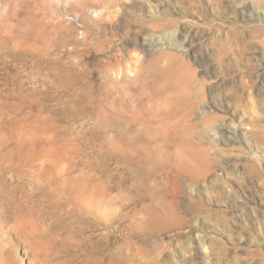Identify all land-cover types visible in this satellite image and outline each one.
I'll list each match as a JSON object with an SVG mask.
<instances>
[{
  "label": "rangeland",
  "instance_id": "rangeland-1",
  "mask_svg": "<svg viewBox=\"0 0 264 264\" xmlns=\"http://www.w3.org/2000/svg\"><path fill=\"white\" fill-rule=\"evenodd\" d=\"M94 2L0 0L2 124L45 122L43 155H71L107 197L93 215L7 168L0 264H264V0ZM4 132L0 167L19 158ZM112 213L121 231L99 220Z\"/></svg>",
  "mask_w": 264,
  "mask_h": 264
},
{
  "label": "bare ground",
  "instance_id": "bare-ground-1",
  "mask_svg": "<svg viewBox=\"0 0 264 264\" xmlns=\"http://www.w3.org/2000/svg\"><path fill=\"white\" fill-rule=\"evenodd\" d=\"M117 1H121V0H96V2H94V3H95V6L97 8H100L106 4L111 5L113 3H116ZM145 2L146 1L141 2V3H139V5L137 4L138 10L146 7ZM151 8H152V6H151ZM117 15H118V13H117ZM117 15L115 16L116 17L115 19H110V20H108L107 18H104V17H100V22H101V24L108 25V27L111 28L112 25L117 23V19L119 17ZM99 26H100V24H99ZM101 27H99V28H101ZM111 42H113V41H111ZM125 43H127L126 40L123 41V44H125ZM172 46H175V48H177L178 51L183 50V49H179L178 43H175V44L172 43ZM111 47H113V46H111ZM103 48L106 49V47H103ZM180 48H183V47H180ZM120 56H121V54L114 52L112 54L111 59H118V58H120ZM111 59L107 60L106 63L103 65V74H100V77L103 78L102 80L110 78L109 75L106 73V71L110 70V66L112 64V62L110 61ZM176 67H177V70L178 69L180 70V67L178 64ZM105 69H106V71H105ZM180 75L182 77L184 76L181 73H180ZM134 77H135V75H134ZM121 78H126V75H124V73H122ZM108 86H109V84H106L105 87L108 89ZM113 97H114V95H113ZM115 98H116V96L114 97V99L113 98L112 99L115 101ZM109 99L111 100V98H109ZM119 100H120L119 104H121V107H122V109L118 108V106L116 107V108L120 109L119 112L116 111L114 105H112L114 108H110L108 110L115 117L119 116L122 112L126 113V110L128 109V108H125V105H124L125 101L123 99H119ZM117 101H118V99H117ZM5 103L7 104V102L2 100L1 96H0V143H1V145H2V143H4V141H3L4 135H5L4 130L9 129V130L18 131L17 133H19L20 136L16 137L17 147L16 148L13 147L14 150L11 148L10 149L13 152H15V150H16L17 153L19 154V155L17 154V156H19V158L18 159L14 158L12 161L8 162L9 164L5 163L2 167H0V187H1L0 192L3 191L4 182L7 181L6 180L7 178L5 175V172L8 170L7 168L13 166V168L11 170H15L16 167H20L21 164L23 163L24 165L22 166V169H24L25 171H28V168H29L30 170H32L34 172V175L36 177L41 178L46 184L53 186L54 188L57 187L58 190L61 191V193L65 199L72 200V201L74 199L80 200L86 206V208L89 210V212L93 215H96L97 211H103L99 207L104 206V202L107 200V197H106V194H104V192H103L104 186L102 185V183L99 181H96L93 184H89L86 181L75 182V180L73 178V174L71 173V171H72L71 155H68V154L67 155L66 154L59 155L54 151L52 153H50L49 155H47L46 157L43 155L44 150L41 149L43 146L41 144L42 141L39 140L41 136L44 137V139H42V140L48 143V148H53L55 146L52 143L51 134H50V131L47 129L45 122L35 123L34 120L28 121L25 119H21L18 121H16V120L14 121L12 119L13 120V121L11 120L12 123H10V121H9V123H6L8 126L5 123H4L5 125L2 124L5 121L3 115L9 114V113H7V114L5 113V111L6 112L8 111V110H5L7 108L5 106L6 105ZM112 103H114V102H112ZM115 106H116V103H115ZM131 107H132V109L130 111H131V113L134 112V119H138V116L140 114L139 111L141 112V109L134 111V109H138L137 108L138 106L136 107V106L131 105ZM206 110H202V112L205 113ZM11 112H12V110H11ZM131 113L129 115H131ZM36 117H38V114L36 115ZM7 118H9V117L7 116ZM18 122H19V124H18ZM2 126H4V127H2ZM21 134H22V136L25 135L26 138L25 137L23 138L21 136ZM26 139H29L28 144L26 142L27 141ZM22 141L24 142V144H22L23 143ZM65 144L70 145L68 143V141H66ZM55 148H57V146H55ZM58 149H53V150H58ZM1 152H0V156L2 155ZM60 153H62V152H60ZM0 159H2V158H0ZM58 183H60V184H58ZM49 190H51V189H49ZM7 203H8V201H7ZM7 203H6V200L4 198L3 193L2 194L0 193V207H1L0 208L1 209L0 210L1 211L0 212V227L5 226V224L7 223V218H8L7 215L8 214H7L6 208H5V205ZM94 205H97V208ZM17 214H18V212L15 215L17 216ZM15 215H14V217H15ZM103 215H99V220L104 221L105 225L113 226L114 229L121 231V223L118 220L114 219L115 214L112 213V215H110V216H105V215L103 216ZM24 216L25 215H23L21 217V219L20 218L18 219V217H16V221H15L16 228L19 229L22 225H25L27 222L31 223V225H32V220L30 218L25 220ZM11 218H13V216H11ZM95 227L100 228V226L97 224L95 225ZM133 233H134V231L127 232V233L121 232L122 236L127 237L128 239H131L134 236ZM119 258H120V262H119L120 264H129V263L134 262V258L132 256L125 254V253H120Z\"/></svg>",
  "mask_w": 264,
  "mask_h": 264
}]
</instances>
